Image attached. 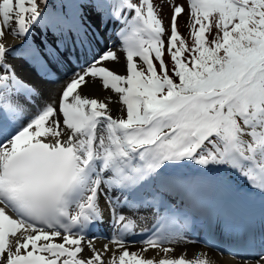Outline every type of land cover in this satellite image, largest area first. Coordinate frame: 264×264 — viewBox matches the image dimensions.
I'll return each mask as SVG.
<instances>
[{
  "label": "snow or ice",
  "instance_id": "obj_1",
  "mask_svg": "<svg viewBox=\"0 0 264 264\" xmlns=\"http://www.w3.org/2000/svg\"><path fill=\"white\" fill-rule=\"evenodd\" d=\"M187 243L264 264V0H0V264Z\"/></svg>",
  "mask_w": 264,
  "mask_h": 264
},
{
  "label": "bare ground",
  "instance_id": "obj_2",
  "mask_svg": "<svg viewBox=\"0 0 264 264\" xmlns=\"http://www.w3.org/2000/svg\"><path fill=\"white\" fill-rule=\"evenodd\" d=\"M116 67H123V65L121 64H117L115 65ZM91 90L94 92V93H98L100 95H104V90L99 87V86H95V87H92ZM113 95H115L113 93ZM111 106H113L114 108H118L119 107V102H115L113 103ZM104 243V241L102 242H97V246L99 247L100 245H102ZM134 247H142V245H133ZM182 249H187V254L189 256L193 255V252L194 250H197V249H206L208 251V253L217 258L218 260H221L222 261V264H234V261L231 257L229 256H220L218 254L214 255L210 250L207 249L206 246L202 245V244H199V243H187V244H182V245H177L176 246V253L175 254H179L181 252ZM152 251H155V249H151L149 250V252L147 254L151 255L152 254Z\"/></svg>",
  "mask_w": 264,
  "mask_h": 264
},
{
  "label": "rangeland",
  "instance_id": "obj_3",
  "mask_svg": "<svg viewBox=\"0 0 264 264\" xmlns=\"http://www.w3.org/2000/svg\"><path fill=\"white\" fill-rule=\"evenodd\" d=\"M186 0H154V3L157 5V10L160 12L162 15L163 19L165 20L166 24L169 23V17L171 15V10L172 6L174 3H185ZM186 14L183 15V23L180 22V17H179V31L184 34L185 36L188 35V25L186 22ZM165 59L170 62V57L167 53H165Z\"/></svg>",
  "mask_w": 264,
  "mask_h": 264
}]
</instances>
